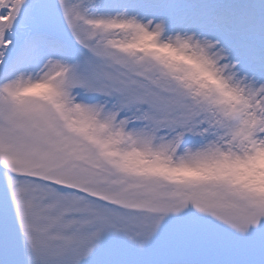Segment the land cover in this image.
Masks as SVG:
<instances>
[{
  "label": "snow or ice",
  "instance_id": "1",
  "mask_svg": "<svg viewBox=\"0 0 264 264\" xmlns=\"http://www.w3.org/2000/svg\"><path fill=\"white\" fill-rule=\"evenodd\" d=\"M0 264H264V0H0Z\"/></svg>",
  "mask_w": 264,
  "mask_h": 264
}]
</instances>
